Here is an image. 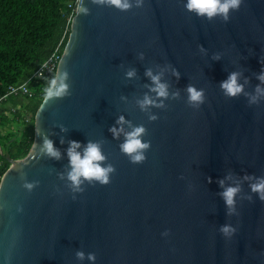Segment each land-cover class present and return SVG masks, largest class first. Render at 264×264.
Returning a JSON list of instances; mask_svg holds the SVG:
<instances>
[{"label": "water", "instance_id": "95a60500", "mask_svg": "<svg viewBox=\"0 0 264 264\" xmlns=\"http://www.w3.org/2000/svg\"><path fill=\"white\" fill-rule=\"evenodd\" d=\"M184 4L133 0L120 10L78 0L56 72L67 73L68 94L44 99L29 153L0 181V264H264V199L250 187L264 177V0H242L227 20ZM148 69L167 97L153 91ZM232 72L243 85L236 95L222 87ZM189 85L202 102L189 101ZM145 95L155 103L142 108ZM139 125L150 146L133 163L120 144ZM45 137L59 158L41 150ZM73 140L81 153L100 144V163L114 169L107 183L73 188ZM234 185L229 211L222 192Z\"/></svg>", "mask_w": 264, "mask_h": 264}, {"label": "trees", "instance_id": "16d2710c", "mask_svg": "<svg viewBox=\"0 0 264 264\" xmlns=\"http://www.w3.org/2000/svg\"><path fill=\"white\" fill-rule=\"evenodd\" d=\"M78 0H0V96L13 84L28 82L32 96L16 110V122L0 114V181L12 159L25 157L35 139V116L42 105L43 87L57 69L43 78L36 71L54 53L63 54Z\"/></svg>", "mask_w": 264, "mask_h": 264}, {"label": "clouds", "instance_id": "9594fccd", "mask_svg": "<svg viewBox=\"0 0 264 264\" xmlns=\"http://www.w3.org/2000/svg\"><path fill=\"white\" fill-rule=\"evenodd\" d=\"M103 2V0H100ZM242 0H185L184 7L189 11H194L199 16H206L208 19H212L215 16H221L223 19L227 20L229 18V12L231 9L238 8ZM112 6L120 10H128L133 6V0H107ZM143 0H135L136 6H141ZM82 11L87 12V8H83ZM143 55V53H141ZM127 76L131 77L135 75V69H130L126 73ZM153 83V91L160 97L168 96V86L165 82L161 81V74H153L151 69L146 71ZM239 73L232 72L228 78L222 81V87L224 88L226 94L236 95L242 91L243 85L238 82ZM67 73L60 75L59 77H53L47 86L43 87V98H53L62 97L68 94L69 85L66 83ZM259 79L264 81V72L259 74ZM190 102L199 103L203 100V90H197L194 86L189 85L187 89ZM257 91H264L259 86ZM251 100L254 102L256 97L253 96ZM155 101L149 96L145 95L144 99L140 101L141 107L153 104ZM156 117L153 116L152 119ZM124 117L120 116L118 118V123L123 122ZM114 135H119L123 132V127L116 128L113 126L110 129ZM145 132L143 125L135 126L131 131L125 132V140L120 144L121 150L129 155L130 161L133 163L142 162L145 159V149L150 146V142L144 141L142 139V134ZM80 148L79 141H71L70 147L68 148L69 162L71 169L68 172V179L72 182V186L75 190H81L79 186L83 180H95L100 183H107L110 179L109 173L114 169L112 165L102 166L100 163L105 159L104 154L101 151L100 144L98 142L89 141L83 148V152L78 151ZM50 156L59 158L60 152L54 147L53 141L47 137L44 138L42 149ZM223 184V181L220 182ZM34 186V182H25V187L31 190ZM252 191L257 192L261 199H264V177H259L256 182L250 185ZM239 191V185L228 186L222 192V196L229 206V211L233 210V205L235 203V194ZM221 231L224 234L235 233L236 229L231 225H223ZM168 230L166 229L162 235L167 236ZM76 256L83 260L85 258V252L83 250H78ZM87 259L90 261H95L96 255L94 252L87 253ZM5 264H10L8 258L5 259Z\"/></svg>", "mask_w": 264, "mask_h": 264}, {"label": "built area", "instance_id": "2783aa9c", "mask_svg": "<svg viewBox=\"0 0 264 264\" xmlns=\"http://www.w3.org/2000/svg\"><path fill=\"white\" fill-rule=\"evenodd\" d=\"M62 55L59 53H54L44 64L36 71L35 76L39 78H43L46 74L51 73L52 71L56 70L58 67V63L61 59ZM33 91L29 86L28 82L20 83V84H13L8 87L7 92L0 96V114H4L11 120V124L14 125L16 122V110L17 108H20V106L16 107H8L5 108L8 100L10 98H18V97H24L26 95L32 96ZM6 130L0 125V135L5 134ZM0 152H2V149L0 147Z\"/></svg>", "mask_w": 264, "mask_h": 264}, {"label": "rangeland", "instance_id": "374dc122", "mask_svg": "<svg viewBox=\"0 0 264 264\" xmlns=\"http://www.w3.org/2000/svg\"><path fill=\"white\" fill-rule=\"evenodd\" d=\"M23 101H24V97L10 98L7 102L8 106L6 105L5 108H8V107L12 108V107L20 106L23 104L22 103Z\"/></svg>", "mask_w": 264, "mask_h": 264}, {"label": "crops", "instance_id": "0c3cea01", "mask_svg": "<svg viewBox=\"0 0 264 264\" xmlns=\"http://www.w3.org/2000/svg\"><path fill=\"white\" fill-rule=\"evenodd\" d=\"M24 101H25V100H24ZM24 101H23V102H24ZM23 102H22V103H23ZM6 105H7V104H6ZM7 106H8V105H7Z\"/></svg>", "mask_w": 264, "mask_h": 264}]
</instances>
